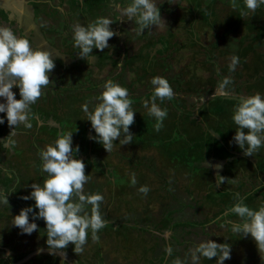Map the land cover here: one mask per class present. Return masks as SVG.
<instances>
[{"label": "rangeland", "instance_id": "obj_1", "mask_svg": "<svg viewBox=\"0 0 264 264\" xmlns=\"http://www.w3.org/2000/svg\"><path fill=\"white\" fill-rule=\"evenodd\" d=\"M156 2L164 21L137 35L134 21L120 13L131 0H0V25L27 36L34 48L50 51L56 65L53 83L32 105L33 127L16 129L13 148L0 143V190L9 193V206H0V264H172L186 256L190 264V249L207 239L231 245V259L224 264H264L252 237L234 234L225 223L238 217L224 215L237 202L236 193L254 210L264 205V146L245 156L233 142L232 120L239 96H264V5L241 17L244 0H236V9L231 0ZM19 13L29 18L28 25L16 24L23 17ZM98 17L111 18L117 35L103 52L93 49L96 58L87 62L74 47L72 25ZM234 56L239 64L229 72ZM154 76L166 78L175 93L171 101H157L168 111L159 132L143 107L145 99L151 101ZM226 76L233 80L231 96L218 89ZM107 80L129 90L136 112L133 142L120 146L117 139L111 153L89 138L96 133L82 111L89 100L92 109ZM13 92L21 98L18 87ZM0 116L5 117L3 141L12 129L6 114ZM62 130L73 132V148L80 149L76 156L91 177L85 191L104 196L100 211L107 226L98 243L89 234L80 255L71 244L66 256L49 254L46 224L32 221L31 214L38 231L21 234L12 225L21 209L35 204L20 197L47 178L38 149L54 144ZM217 174L226 178L218 188ZM143 185L150 188L147 196L138 192ZM216 259L202 257L199 264H216Z\"/></svg>", "mask_w": 264, "mask_h": 264}, {"label": "clouds", "instance_id": "obj_2", "mask_svg": "<svg viewBox=\"0 0 264 264\" xmlns=\"http://www.w3.org/2000/svg\"><path fill=\"white\" fill-rule=\"evenodd\" d=\"M264 0H244L246 10H242L241 17L254 13ZM233 9L238 7L236 0H231ZM122 17L134 21L132 29L137 35L144 33L145 29L159 27L164 21L156 0H131L126 7L120 8ZM123 20V19H122ZM114 21L109 17H98L87 25L79 22L72 25V39L74 47L78 48L81 59L87 62L96 58L93 49L101 52L109 48V40L117 35L111 29ZM239 64L238 57H232L228 65L229 72H234ZM56 65L50 51L34 48L27 36L17 35L9 26L0 25V113L6 114L8 126L12 129L9 136L0 141L5 148L15 147L16 129L23 126L25 129L33 127L34 113L32 105L45 94L53 81L50 75ZM233 83L230 76H226L218 84L222 94L231 96L228 86ZM153 88L151 101L145 99L143 107L148 115L156 121L155 131L163 128L168 111L161 108L157 101L163 104L166 100L174 98V90L169 81L162 76H154L150 80ZM19 88L20 99L16 98L13 88ZM95 103L90 110L89 105L93 100L82 105V111L95 136L89 138L100 143L103 148L111 153L119 139V145H128L133 142L134 136L130 126L135 122V111L129 90L113 80L105 81L102 92L94 98ZM232 120L236 125L233 142L239 146L245 156H254L264 146V96L256 93L250 96H239L233 109ZM5 123V117L0 116V124ZM79 146L73 148V132L58 134L54 144H48L38 149L37 155L41 160V172L47 174L43 185L33 183L29 195L20 197L35 204L21 209L13 217L12 225L21 230V234L31 235L38 231V225L30 222L43 220L46 224V244L49 254L66 256V249L74 245L73 251L80 255L88 243L89 234L94 243L100 241L99 232L107 226V220L101 214V204L104 196L99 192L85 191V185L90 181L86 175V165L76 154ZM220 166L217 165V168ZM226 178L217 174V188L225 183ZM234 180V179H233ZM132 186L137 184L135 174L131 178ZM150 188L143 185L138 192L147 196ZM15 192V191H13ZM8 194L0 190V206H9ZM236 203L224 215H235L238 222L226 221L231 225V230L236 235L248 237L255 241L259 253H264V205L257 210L250 208L244 197L235 194ZM38 209V211H37ZM218 219H223L219 217ZM40 249L38 251H42ZM171 245L165 247L167 255H172ZM190 264H199L200 259H216V264H224L231 259V245L217 243L211 239L199 241L190 249ZM262 257V256H261ZM264 259V257H262ZM172 264H189L187 256L184 259L176 257Z\"/></svg>", "mask_w": 264, "mask_h": 264}, {"label": "flooded vegetation", "instance_id": "obj_3", "mask_svg": "<svg viewBox=\"0 0 264 264\" xmlns=\"http://www.w3.org/2000/svg\"><path fill=\"white\" fill-rule=\"evenodd\" d=\"M2 2H3V0H2ZM13 8H15L14 6H13ZM35 8V7H34ZM36 9V8H35ZM18 10V9H17ZM0 13H1V11H0ZM20 14V13H19ZM21 15V14H20ZM38 15V14H37ZM21 16H23V15H21ZM29 18L28 17H26V16H23V17H21L20 19H18V21L16 22V24L18 23L19 24V26H25V25H28L29 23ZM26 22V23H25ZM14 25H15V23H14ZM17 26V25H16ZM1 138V137H0ZM2 139V138H1ZM0 139V140H1Z\"/></svg>", "mask_w": 264, "mask_h": 264}, {"label": "trees", "instance_id": "obj_4", "mask_svg": "<svg viewBox=\"0 0 264 264\" xmlns=\"http://www.w3.org/2000/svg\"><path fill=\"white\" fill-rule=\"evenodd\" d=\"M143 130H145L144 128H141V133H143ZM147 131V130H146ZM141 133H140V135H141ZM150 139V138H149ZM153 139V138H152ZM145 140H148V138L147 139H145ZM221 145L222 144H220V146L219 147H221ZM223 147V146H222ZM218 153V152H217Z\"/></svg>", "mask_w": 264, "mask_h": 264}]
</instances>
